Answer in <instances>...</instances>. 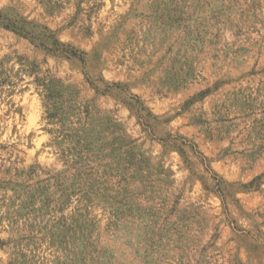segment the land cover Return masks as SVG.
Instances as JSON below:
<instances>
[{
    "label": "rangeland",
    "instance_id": "374dc122",
    "mask_svg": "<svg viewBox=\"0 0 264 264\" xmlns=\"http://www.w3.org/2000/svg\"><path fill=\"white\" fill-rule=\"evenodd\" d=\"M0 264H264V0H0Z\"/></svg>",
    "mask_w": 264,
    "mask_h": 264
}]
</instances>
